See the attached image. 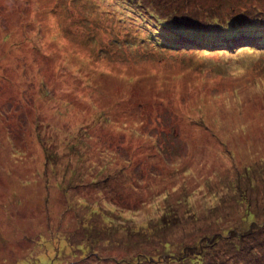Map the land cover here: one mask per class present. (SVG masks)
I'll return each mask as SVG.
<instances>
[{"label": "rangeland", "instance_id": "obj_1", "mask_svg": "<svg viewBox=\"0 0 264 264\" xmlns=\"http://www.w3.org/2000/svg\"><path fill=\"white\" fill-rule=\"evenodd\" d=\"M258 43L264 0H0V264H264Z\"/></svg>", "mask_w": 264, "mask_h": 264}, {"label": "trees", "instance_id": "obj_2", "mask_svg": "<svg viewBox=\"0 0 264 264\" xmlns=\"http://www.w3.org/2000/svg\"><path fill=\"white\" fill-rule=\"evenodd\" d=\"M239 36V35H238ZM237 36V37H238ZM231 38H234V35H232V36H230ZM246 38H248V37H246ZM246 38H243L242 39V41L243 40H246ZM154 39V36L152 35V37L151 38H149L148 40H153ZM147 39H145V41H146ZM145 41H143V42H145ZM249 42V43H248ZM168 43V45L169 46H171V48H173V49H176L177 51H179V49L180 50H184V49H190V48H196V46H199V47H201L202 46V44L203 43H201V44H192L191 45V43L189 44V43H184L185 44V47H183L182 45V43L181 42H179L178 43V46H176V45H173V43L172 42H167ZM167 43H166V45H167ZM247 43L250 45V48H252L253 49V45H252V42H251V40L250 39H248L247 40ZM174 44H176V43H174ZM223 43H222V41H218V40H215V39H213V41L212 42H209V44H203V45H205V47H213V46H221ZM261 46H264V43H258V45L256 46L257 48H260V49H262L261 48ZM188 47V48H187ZM222 47V46H221ZM201 49H204L203 48V46H202V48ZM213 50H217V51H224L225 49H213ZM249 213H251V211H249ZM231 233L233 232L237 237H239V238H242V237H244L245 235H247L248 233H244V231L243 230H239V229H232V231H230ZM248 232H252V229H249L248 230ZM228 236L230 237V235L228 234ZM51 262V261H50ZM50 262H48V263H46V264H52V262L50 263ZM41 264H45V263H41Z\"/></svg>", "mask_w": 264, "mask_h": 264}]
</instances>
